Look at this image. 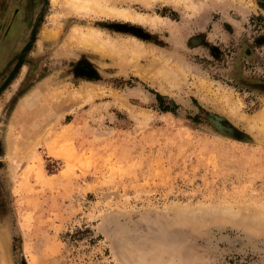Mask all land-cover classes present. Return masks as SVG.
Listing matches in <instances>:
<instances>
[{
  "label": "rangeland",
  "instance_id": "obj_1",
  "mask_svg": "<svg viewBox=\"0 0 264 264\" xmlns=\"http://www.w3.org/2000/svg\"><path fill=\"white\" fill-rule=\"evenodd\" d=\"M63 3L0 0V89L12 76L0 91V230L11 263L264 264V135L225 102L249 117L264 107V0H111L165 17L157 27ZM76 27L149 53L121 61L69 44ZM159 59L178 62L181 84L150 78ZM41 85L66 111L41 112L24 132L42 140L15 174L8 132ZM87 85L93 98L66 107Z\"/></svg>",
  "mask_w": 264,
  "mask_h": 264
},
{
  "label": "bare ground",
  "instance_id": "obj_2",
  "mask_svg": "<svg viewBox=\"0 0 264 264\" xmlns=\"http://www.w3.org/2000/svg\"><path fill=\"white\" fill-rule=\"evenodd\" d=\"M53 1L55 3L58 2V0H53ZM62 1H64L63 4L65 5L66 8L69 9V11L71 10V11H74L77 13L85 12L88 14L89 13L106 14V16L110 15L113 17L115 16V17L123 18L124 20L137 21V22L144 23V24L146 23L152 27L164 25L165 19H166L165 17L159 16V15H155L153 17H148V16H146L142 13H139L137 11H134L130 8L115 7L111 4V0H62ZM138 1H141L143 3H150V2H154L155 0H138ZM160 1L167 3L169 5L176 6V7H178L179 5H182L184 2L185 3L189 2V0H160ZM240 2H243V1H240ZM243 3H241V4L243 5ZM196 4L193 1H190V7H193V9H195L194 12H196V10H197L198 4L197 5ZM202 6H203V4H202ZM83 29L84 28H82V27L81 28L76 27L75 31L73 30V32L75 33V36H74V38L69 37L70 38V40L68 39L69 44H70V42H71V44L73 42H76V43H78L79 46L82 45V47L80 46L81 48H83V46H84V49L86 47L88 48V46H90V48L91 49L93 48V50H95V51L99 50V51L104 52L105 55L108 54L109 56L111 55L114 57H118L119 60L122 59L121 61L127 60L130 54L131 55L134 54V55H137L140 57V56L147 55L149 53L147 51V49L144 46H142L138 41H134L135 38H132L133 42H131V39H130V41L128 40L129 38L127 40L126 39L121 40L120 38L117 39V38H114L113 36L109 35L107 32L105 33L104 31H101V30L96 29V28L95 29L94 28H86V30H83ZM35 33H36V31L33 32V35H35ZM140 35H141V33H140ZM71 39H73L74 41L72 40L73 41L72 42ZM76 43H75V45H77ZM70 46H72V45H70ZM68 47H69V45H68ZM25 49L30 51L32 49V43L27 44ZM62 52H63V50H62ZM23 54L25 55V53H23ZM102 54H100V55H102ZM161 55H163V53ZM160 60H162V59H159V61ZM159 61H155V62H159ZM162 62L161 61H160V63H154L153 62L154 64H151L150 67L147 68L148 69L147 72L146 71H144V72H146L150 76V78L153 76L152 78L155 79V80L153 79L155 82L157 80V82L158 81H164V82L167 81L171 85H176L177 83L181 84V82H179L181 80H178V78L182 75L181 73L184 70L182 71V69L180 67L174 65L175 60L173 61V64H172V62H170L169 60H166V59L162 60ZM149 76H146V77L149 78ZM179 79H181V78H179ZM182 79H184V77ZM184 80H182V81H184ZM5 83H6V81H5ZM43 84H45V83H43ZM179 84H177V85H179ZM42 85L38 86V88H36L32 93H30V94L28 93L29 95H27L25 98H23V100H21V102H19V106H18L17 110L14 112L15 113L14 119L11 123V127H10V130L8 132L7 137H8V144H9V148H10L9 149L10 150V156L9 157L11 158V161H12V172L15 174L17 173V170L21 166V164L23 162H25L26 159H28L27 157L32 152L33 148L37 144H39L42 140V139L40 140L41 134H36V135L33 134L31 136H27V135L25 136L24 132L27 133V131L32 130L34 123L37 122L39 120V118L41 117V115H40L41 112H46V115L51 116L50 113L52 114L54 109L59 111L58 114L60 112L62 113V112L66 111L64 109L66 101L64 100L65 103L62 101L63 97H61L62 100L59 99V97L56 96V95H58L57 92H56L57 93L56 95H54V92H53L51 95H47L49 97L45 96V92L42 89ZM93 92H94V88L87 85L84 88L83 94H81L82 96L79 94H75L73 97H70L73 99H71L70 105H68L69 102H67L68 106H66V107L78 105V104H76V102L79 103L80 101L83 102V101H88L89 99H92L94 96ZM95 93H96V91H95ZM73 94L74 93H72L71 95H73ZM40 98L44 99L42 103L39 102ZM227 98L228 97H226V99ZM225 102L228 103L227 105H229V107H230V109L228 108L229 109L228 111L231 113V115H233V117L235 116L236 119L238 117L239 120L241 119L243 121H247L248 124L246 126H249L250 129H252L253 131L254 130L258 131V134L264 135V107L261 109V111L257 112L255 115L249 117V116H246V113L244 115V113L241 112V109H239L237 107V105L233 104L232 100L228 99ZM221 104H223V103H221ZM80 105H82V104H80ZM17 126H20L21 129L20 130L17 129L16 128ZM249 127H248V129H249ZM32 131H34V130H32ZM32 131H31V134H32ZM9 150H8V153H9ZM8 243H9L8 242V233L5 232L4 230H0V264H12L11 260H10V255H9Z\"/></svg>",
  "mask_w": 264,
  "mask_h": 264
},
{
  "label": "water",
  "instance_id": "obj_3",
  "mask_svg": "<svg viewBox=\"0 0 264 264\" xmlns=\"http://www.w3.org/2000/svg\"><path fill=\"white\" fill-rule=\"evenodd\" d=\"M30 43H32V42H30ZM29 44V43H28ZM26 51H28L27 49H24V53L26 52ZM13 75V74H12ZM11 78H12V76L7 80V82L4 84V86L0 89V91H2L7 85H8V83L10 82V80H11Z\"/></svg>",
  "mask_w": 264,
  "mask_h": 264
}]
</instances>
